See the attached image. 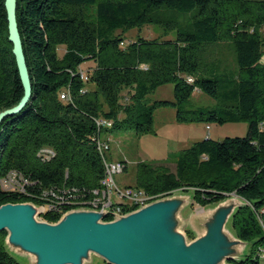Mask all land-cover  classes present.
I'll list each match as a JSON object with an SVG mask.
<instances>
[{"label":"trees","instance_id":"1","mask_svg":"<svg viewBox=\"0 0 264 264\" xmlns=\"http://www.w3.org/2000/svg\"><path fill=\"white\" fill-rule=\"evenodd\" d=\"M180 16L191 20L181 26ZM17 23L32 97L0 126V178L19 171L29 186L24 193L0 187V207L45 205L43 193L51 190L64 202L59 213L41 218L57 223L100 186L105 164L98 141H109L108 159L110 135L155 132L158 109H174L182 124L246 122L245 137L215 141L207 136L181 151L172 163L175 171L169 163L139 162L135 185L125 188L154 202L182 190H191L198 205L237 196L242 205L231 222L249 250L229 263L262 264L264 0H17ZM154 25L162 30L159 39L124 36ZM171 33L174 38L168 39ZM222 44L233 47L236 72L204 59L208 46ZM84 65L90 67L87 80L81 77ZM168 84L174 86L173 101L148 102L149 95ZM67 90L71 99L62 100ZM196 91L214 100L215 107L189 108ZM24 94L5 0H0V113L18 105ZM99 120L112 125L100 127ZM46 149L53 151L49 159L41 155ZM118 161L126 172L128 163ZM7 237L6 231L0 233V264H21Z\"/></svg>","mask_w":264,"mask_h":264},{"label":"water","instance_id":"2","mask_svg":"<svg viewBox=\"0 0 264 264\" xmlns=\"http://www.w3.org/2000/svg\"><path fill=\"white\" fill-rule=\"evenodd\" d=\"M5 7L9 41L25 94L18 105L0 113V126L6 118L21 113L32 97L17 23V0H5ZM185 203L182 197L169 196L112 222H104L106 213L74 210L57 223L41 220V209L32 203H9L0 207V233H8L9 249L19 248L35 256L36 264H83L90 254L106 264H221L239 260L237 248L247 244L231 240L224 228L242 201L238 206L219 205L204 223L205 233L191 242L179 230L178 213Z\"/></svg>","mask_w":264,"mask_h":264},{"label":"rangeland","instance_id":"3","mask_svg":"<svg viewBox=\"0 0 264 264\" xmlns=\"http://www.w3.org/2000/svg\"><path fill=\"white\" fill-rule=\"evenodd\" d=\"M93 13V11H89ZM191 20V16H180L181 26H185ZM162 30L158 26H146L142 29H134L127 32L124 36L126 40H135L138 37L144 39H159L162 36ZM174 33L167 38L173 39ZM62 49H60L61 52ZM207 61L218 60L220 68L229 69L236 72L234 49L231 45H213L208 46L203 53ZM87 71L88 65L83 66ZM174 100V86L168 84L157 89L156 92L148 96V102ZM206 107H215V101L207 95L196 91L191 99L189 108L199 109ZM175 110L172 108H161L155 112V132L144 135H137L134 131H119L111 134V150L108 157L114 161L125 160L128 163V169L121 175L115 177L117 184L122 187H133L135 185L136 168L139 162L151 164L169 163L167 166L171 171H175V162L178 154L190 148L194 143L206 139L207 135L215 141H222L225 138L245 137L248 133V124L246 122L228 123L220 125L217 123H194L182 124L175 119ZM209 127V128H207ZM108 158V159H109ZM193 192L191 190L175 192L171 197H182L186 203L178 213L179 230L186 235L188 242L202 236L205 233L204 223L211 219L216 208L221 204L234 203L236 206L241 202L235 195L228 199L207 205H198L194 202ZM80 210V209H79ZM233 214L229 216L225 224L224 232L231 240H238L236 232L232 226ZM192 238L188 236V233ZM239 257L248 252L249 246L241 245L238 248ZM11 253L21 264H36L35 256L24 253L19 248L10 247ZM83 264H106L100 257L90 254ZM221 264H231L229 261H222ZM264 264V261L262 262Z\"/></svg>","mask_w":264,"mask_h":264},{"label":"built area","instance_id":"4","mask_svg":"<svg viewBox=\"0 0 264 264\" xmlns=\"http://www.w3.org/2000/svg\"><path fill=\"white\" fill-rule=\"evenodd\" d=\"M81 77L87 80L86 71H81ZM188 81L192 83L193 78H189ZM61 99L66 101L70 100V91H63L61 93ZM110 123L111 122L107 120L97 121L100 127H108ZM108 149L109 148H104V141H98L97 150L103 156L105 175L100 181V186L92 191L90 200L82 204H76L74 208H81L82 210V205H90L92 211L106 213V217L114 218V213H122V216L127 215V210H130L132 206H139V209H141L153 203L154 201L143 192L134 188H122L117 184L115 177L123 174L124 170H119V161L105 158L104 155ZM52 154L53 151L49 149L41 152V155L46 159H49ZM28 186L29 182L26 176L19 171H9L5 176L0 178V187L9 192L24 193L27 191ZM43 195L48 199V203L45 205H36L41 209V212H43V214L59 213L61 210L59 204L64 202L63 198L59 197V195L51 190L46 191ZM71 211L72 209L69 212Z\"/></svg>","mask_w":264,"mask_h":264},{"label":"bare ground","instance_id":"5","mask_svg":"<svg viewBox=\"0 0 264 264\" xmlns=\"http://www.w3.org/2000/svg\"><path fill=\"white\" fill-rule=\"evenodd\" d=\"M111 125H112V123H110V126H108V127H111ZM108 142L109 141H104V148H109V145H108ZM111 142V141H110ZM111 144V143H110ZM124 168H125V165H124V163L123 162H121V161H119V170H124ZM133 207V206H132ZM136 207V206H135ZM138 207V209H139V206H137ZM81 210V208H74V209H72V211H74V210ZM138 209H136V210H138ZM82 210H91V206L90 205H82ZM136 210H134V211H136ZM134 211H132V212H134ZM132 212H127V215L128 214H130V213H132ZM42 215H44L43 214V212H41V214H40V219L42 220ZM118 216H122V213H114V218H112L111 220H109V217H106L105 219H104V222H112V221H114V220H116L117 219V217ZM44 217V216H43ZM45 220V219H44Z\"/></svg>","mask_w":264,"mask_h":264},{"label":"crops","instance_id":"6","mask_svg":"<svg viewBox=\"0 0 264 264\" xmlns=\"http://www.w3.org/2000/svg\"><path fill=\"white\" fill-rule=\"evenodd\" d=\"M175 119H176V113H175ZM155 121H156V119H155ZM208 136V135H207ZM116 161H118V160H116Z\"/></svg>","mask_w":264,"mask_h":264}]
</instances>
